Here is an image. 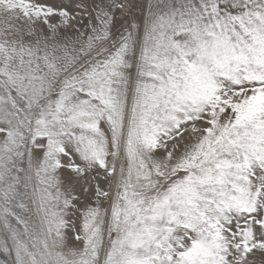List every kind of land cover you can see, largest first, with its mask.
<instances>
[{"label":"snow or ice","instance_id":"6c2138e0","mask_svg":"<svg viewBox=\"0 0 264 264\" xmlns=\"http://www.w3.org/2000/svg\"><path fill=\"white\" fill-rule=\"evenodd\" d=\"M0 264H264V0H0Z\"/></svg>","mask_w":264,"mask_h":264}]
</instances>
